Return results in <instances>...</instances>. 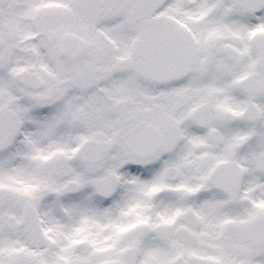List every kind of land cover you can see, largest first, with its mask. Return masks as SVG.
Returning a JSON list of instances; mask_svg holds the SVG:
<instances>
[{"label":"snow or ice","instance_id":"6c2138e0","mask_svg":"<svg viewBox=\"0 0 264 264\" xmlns=\"http://www.w3.org/2000/svg\"><path fill=\"white\" fill-rule=\"evenodd\" d=\"M0 264H264V0H0Z\"/></svg>","mask_w":264,"mask_h":264}]
</instances>
